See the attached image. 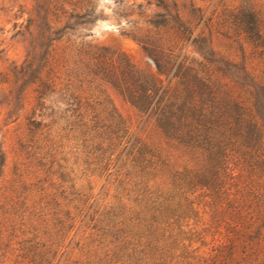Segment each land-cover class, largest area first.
Here are the masks:
<instances>
[{
	"label": "trees",
	"instance_id": "obj_1",
	"mask_svg": "<svg viewBox=\"0 0 264 264\" xmlns=\"http://www.w3.org/2000/svg\"><path fill=\"white\" fill-rule=\"evenodd\" d=\"M90 4L34 0L29 49L14 74L22 105L34 86L30 135L47 154L55 136H70L80 143L87 168L110 175L116 166L114 202L88 214L90 196L71 201L62 259L59 243L51 250L30 245L14 259L3 249L0 264H264V21L258 7L252 0L238 6L233 16L244 40L238 53L225 54L204 33L193 35V26L165 0H156L164 12L148 22L169 38L144 48L155 71L174 79L168 86L123 53L106 47L82 52L81 42H69L96 20ZM63 41L69 43L58 54ZM187 42L196 56L181 54ZM82 62L87 82L104 86L97 113L82 102ZM110 89L129 102L157 142L131 139L106 94ZM55 96L62 106L53 103ZM123 152L126 159L116 165ZM4 166L0 150V177Z\"/></svg>",
	"mask_w": 264,
	"mask_h": 264
},
{
	"label": "rangeland",
	"instance_id": "obj_2",
	"mask_svg": "<svg viewBox=\"0 0 264 264\" xmlns=\"http://www.w3.org/2000/svg\"><path fill=\"white\" fill-rule=\"evenodd\" d=\"M244 1L165 0L172 11L179 12L183 21L193 26V35L204 33L211 38L215 49L225 54L238 53V41L244 40V34L240 33L233 16ZM252 2L264 21V0ZM90 5L96 20L78 28L69 42H81L82 52L87 48L106 47L123 53L139 68H148L163 85L174 83V79L168 81L163 74L155 71L152 58L144 48L152 49L169 38L164 29L153 27L148 22L156 12H164L156 6V0H91ZM33 8L34 0H0V150L5 155L0 177V226L3 222L6 225L1 234L4 246L0 253L5 250L14 259L23 246L48 247L51 250L59 243L60 249L63 247L61 251L59 249L62 259L68 248V238H62L65 232L64 212L68 210V205L71 201L79 203L88 195L86 204L90 206L89 214L98 205L114 202L116 182L112 173L116 166L111 169L110 175L94 165L87 168L83 163L80 143L65 135L54 137L52 153L47 154L43 144H39L28 132V122L35 105L34 86L26 89L22 105L20 80L14 72L29 49L33 34L30 20ZM69 42H59L57 53L60 54ZM180 51L181 54L196 56L188 42ZM162 52L166 53L165 50ZM72 61L76 62L75 57ZM77 65L79 67L80 64ZM84 74L82 62V102L86 101L97 113L104 104V86L101 87L97 80L87 82L89 78ZM106 94L129 125L131 139L157 142L150 126L143 123L144 119L138 116L129 102L111 89ZM52 100L54 104L61 105L59 97L55 96ZM121 158L126 159L125 152L116 165ZM82 228L81 223L76 233L72 232L74 239L79 237L78 232ZM56 231L59 238H56Z\"/></svg>",
	"mask_w": 264,
	"mask_h": 264
}]
</instances>
